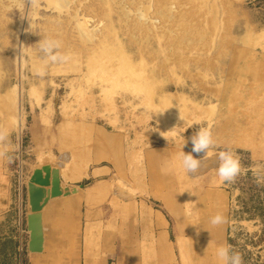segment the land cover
<instances>
[{
	"label": "rangeland",
	"instance_id": "rangeland-1",
	"mask_svg": "<svg viewBox=\"0 0 264 264\" xmlns=\"http://www.w3.org/2000/svg\"><path fill=\"white\" fill-rule=\"evenodd\" d=\"M200 128L214 145L187 173ZM46 163L109 164L167 212L170 264H223L220 245L264 264V0H0V264H28L15 204Z\"/></svg>",
	"mask_w": 264,
	"mask_h": 264
},
{
	"label": "crops",
	"instance_id": "crops-1",
	"mask_svg": "<svg viewBox=\"0 0 264 264\" xmlns=\"http://www.w3.org/2000/svg\"><path fill=\"white\" fill-rule=\"evenodd\" d=\"M46 164L59 169L62 187L77 191L51 197L43 206V249L32 253L27 249V189H19L18 236L25 241L28 264H170L167 212L142 199L139 189L121 188L109 164L78 173Z\"/></svg>",
	"mask_w": 264,
	"mask_h": 264
},
{
	"label": "clouds",
	"instance_id": "clouds-1",
	"mask_svg": "<svg viewBox=\"0 0 264 264\" xmlns=\"http://www.w3.org/2000/svg\"><path fill=\"white\" fill-rule=\"evenodd\" d=\"M58 45L49 42L44 46V51L48 54V58L52 61L57 59L55 54H52V49ZM191 127V125H190ZM168 140V137H166ZM192 151L185 153L182 145L180 153L179 167L187 173H196L201 166V159L196 158L192 153H204V157L211 155L210 149L214 145V140L210 129L200 128L195 135L191 137ZM217 175L220 181L232 182L241 172V163L239 157L232 150H223L218 154ZM224 222V217L221 214L213 216L210 220L212 225H220ZM215 256L223 264H242V256L238 252L232 251L230 246L220 245L215 249Z\"/></svg>",
	"mask_w": 264,
	"mask_h": 264
},
{
	"label": "water",
	"instance_id": "water-1",
	"mask_svg": "<svg viewBox=\"0 0 264 264\" xmlns=\"http://www.w3.org/2000/svg\"><path fill=\"white\" fill-rule=\"evenodd\" d=\"M28 214L26 217L29 232L28 251L35 253L43 249L42 208L51 197L68 195L76 192L77 188L62 187L59 169L50 164L34 168L27 185Z\"/></svg>",
	"mask_w": 264,
	"mask_h": 264
},
{
	"label": "bare ground",
	"instance_id": "bare-ground-1",
	"mask_svg": "<svg viewBox=\"0 0 264 264\" xmlns=\"http://www.w3.org/2000/svg\"><path fill=\"white\" fill-rule=\"evenodd\" d=\"M84 32V31H83ZM85 41H87L86 39H85V36H84V38H83Z\"/></svg>",
	"mask_w": 264,
	"mask_h": 264
},
{
	"label": "trees",
	"instance_id": "trees-1",
	"mask_svg": "<svg viewBox=\"0 0 264 264\" xmlns=\"http://www.w3.org/2000/svg\"><path fill=\"white\" fill-rule=\"evenodd\" d=\"M87 182H88V181H87ZM87 182H86V183H87ZM23 264H25V263H23Z\"/></svg>",
	"mask_w": 264,
	"mask_h": 264
}]
</instances>
